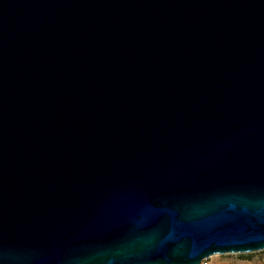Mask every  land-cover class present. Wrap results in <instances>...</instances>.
<instances>
[{"label":"water","instance_id":"water-1","mask_svg":"<svg viewBox=\"0 0 264 264\" xmlns=\"http://www.w3.org/2000/svg\"><path fill=\"white\" fill-rule=\"evenodd\" d=\"M260 249L264 0H0V264Z\"/></svg>","mask_w":264,"mask_h":264},{"label":"crops","instance_id":"crops-1","mask_svg":"<svg viewBox=\"0 0 264 264\" xmlns=\"http://www.w3.org/2000/svg\"><path fill=\"white\" fill-rule=\"evenodd\" d=\"M253 252V251H247ZM240 253L235 252L215 253L210 257L212 258L210 264H264L263 253Z\"/></svg>","mask_w":264,"mask_h":264},{"label":"built area","instance_id":"built-area-1","mask_svg":"<svg viewBox=\"0 0 264 264\" xmlns=\"http://www.w3.org/2000/svg\"><path fill=\"white\" fill-rule=\"evenodd\" d=\"M210 256L211 255L201 258V260L197 264H209Z\"/></svg>","mask_w":264,"mask_h":264},{"label":"rangeland","instance_id":"rangeland-1","mask_svg":"<svg viewBox=\"0 0 264 264\" xmlns=\"http://www.w3.org/2000/svg\"><path fill=\"white\" fill-rule=\"evenodd\" d=\"M256 253H263L264 252V249H260V250H254ZM247 252V253H255V252ZM235 253H237L238 255H240V253H246V252H235ZM223 254H225V253H223ZM211 257H210V259H209V264H210V261H211Z\"/></svg>","mask_w":264,"mask_h":264}]
</instances>
